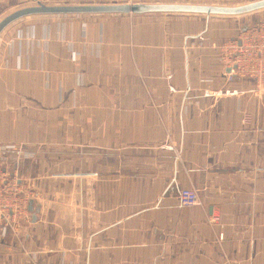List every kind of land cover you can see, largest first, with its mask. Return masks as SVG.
Wrapping results in <instances>:
<instances>
[{
    "label": "crops",
    "instance_id": "1",
    "mask_svg": "<svg viewBox=\"0 0 264 264\" xmlns=\"http://www.w3.org/2000/svg\"><path fill=\"white\" fill-rule=\"evenodd\" d=\"M22 1H1L0 21ZM169 14L1 32L0 170L33 211L0 226V264H264V86L229 80L208 46L248 26Z\"/></svg>",
    "mask_w": 264,
    "mask_h": 264
},
{
    "label": "built area",
    "instance_id": "2",
    "mask_svg": "<svg viewBox=\"0 0 264 264\" xmlns=\"http://www.w3.org/2000/svg\"><path fill=\"white\" fill-rule=\"evenodd\" d=\"M3 0H0V2ZM81 5L137 4L138 0H78ZM39 3L38 1H35ZM195 43H192L194 45ZM219 54L223 66L230 70L229 80L234 77L253 78L264 86V21L248 26L237 37L220 44H209ZM250 122V116H245ZM27 190L23 189L17 178L0 170V226L3 233L7 228H15L19 221L28 222L26 209L30 200ZM182 208L198 204V194L192 189H183L178 194ZM218 217L211 214L209 222L215 224ZM221 237V236H220Z\"/></svg>",
    "mask_w": 264,
    "mask_h": 264
},
{
    "label": "water",
    "instance_id": "3",
    "mask_svg": "<svg viewBox=\"0 0 264 264\" xmlns=\"http://www.w3.org/2000/svg\"><path fill=\"white\" fill-rule=\"evenodd\" d=\"M264 9V0L240 6H214L196 4H112V5H44L40 2L35 6L15 10L0 21V34L11 23L32 15H89V14H198L215 16H241ZM28 210L32 212V202ZM35 216L32 215V218Z\"/></svg>",
    "mask_w": 264,
    "mask_h": 264
},
{
    "label": "rangeland",
    "instance_id": "4",
    "mask_svg": "<svg viewBox=\"0 0 264 264\" xmlns=\"http://www.w3.org/2000/svg\"><path fill=\"white\" fill-rule=\"evenodd\" d=\"M139 3H143V1L138 0ZM153 4H174V3H179L175 0H152ZM259 0H200V1H194V2H186V3H190V4H203V5H214V6H240V5H245L248 3H252V2H256ZM54 2H44L43 4L46 5H52ZM66 2H56L53 5H81L83 2L81 1H74V4H68ZM19 6H25V7H31V6H35L37 5V3L33 0H27V1H22L18 3ZM172 17H196V18H222V19H227V20H231L234 21L235 23H238L240 26H249V25H253L255 23H258L262 20H264V9L253 12V13H249V14H244L241 16H215V15H198V14H190V15H185V14H169Z\"/></svg>",
    "mask_w": 264,
    "mask_h": 264
}]
</instances>
